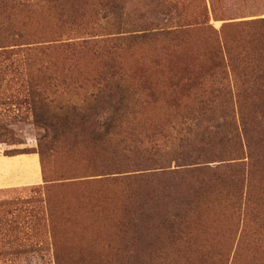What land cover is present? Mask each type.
I'll return each mask as SVG.
<instances>
[{
	"label": "rangeland",
	"instance_id": "374dc122",
	"mask_svg": "<svg viewBox=\"0 0 264 264\" xmlns=\"http://www.w3.org/2000/svg\"><path fill=\"white\" fill-rule=\"evenodd\" d=\"M4 2L10 6L0 14L4 35L42 42L33 45L27 62L0 57V69L12 59L22 69L0 73V97L6 81L13 82L6 94H14L30 74L42 82L53 77L82 107L92 104L80 98L85 91L118 87L113 91H127L123 102L129 111L107 127L109 142L90 139V123L79 117L73 119L76 129L65 126L66 147L45 161L44 175L77 178L53 188L47 205L36 159L0 156V264H264V152L251 155L254 163L246 154L249 168L242 171L211 161L234 152L235 144L196 126L207 123V109L218 115L230 107L229 95L238 108L240 81L250 70L226 56L225 71L207 64L215 48L227 56L245 50L256 57L257 45L246 41L262 30L264 0ZM179 57L183 63L176 64ZM219 73L227 75L228 86L213 77ZM117 100L114 93L100 121L116 105L123 107ZM20 111L0 104L1 142L34 144L42 133ZM246 132L252 146L259 129ZM233 139H240L236 149L245 153L244 136ZM206 158L211 162L197 164ZM113 162L122 173L110 177L136 174V182L105 181L102 168ZM185 162L210 169L180 173ZM168 172L179 174L165 177ZM112 190L130 202L136 216L115 217L106 236L97 219H78L85 206L63 216L65 200L80 194V200L92 201L98 191ZM207 235L209 250L200 245ZM87 238L100 248L98 257L70 250Z\"/></svg>",
	"mask_w": 264,
	"mask_h": 264
},
{
	"label": "trees",
	"instance_id": "16d2710c",
	"mask_svg": "<svg viewBox=\"0 0 264 264\" xmlns=\"http://www.w3.org/2000/svg\"><path fill=\"white\" fill-rule=\"evenodd\" d=\"M9 4L3 3V0H0V14H3L5 11L9 10ZM33 17V15L31 16ZM31 17L29 19H31ZM37 19V18H36ZM65 19V18H64ZM40 23V21H37ZM262 26V30L257 34H252L250 39L246 41L248 44H256L257 52L255 58H250L245 55V50H240L235 54L229 56L222 53L218 48H215L213 54L207 64V67L210 69H219L222 72V69L226 68L227 61L231 59H237L240 61L241 65L250 70V74L246 73L243 75V79L240 81V91L236 95V108L235 103L232 100V96L229 95V104L230 107H227L226 110L222 111L221 114L216 115L214 109L210 108L207 111H210L209 118L207 123L204 125H196L201 127L204 133L208 136L213 135L214 131L216 137L219 136L225 137L226 140H231L235 144L234 152L227 153L223 157L216 156L211 161L222 162V164H227L228 166L242 171L243 169L249 168V164L244 161L245 155L247 154L253 163L255 162V157L251 156L255 152L262 153L263 142H264V18H261L258 21ZM4 26L0 21V57L4 60H9L12 57L21 56L22 60L27 62L29 55H31L36 42H21L20 34L16 35H4ZM43 42H46L45 40ZM24 43L27 45H24ZM40 49H45V45H39ZM32 48V49H31ZM244 55V56H243ZM227 61H226V58ZM177 59V58H176ZM26 62L24 64H26ZM183 63L182 60L177 59L176 64ZM5 70L11 72H21L19 70L18 62L16 59H12L10 63L5 65V67L0 69V73H3ZM225 71V70H224ZM220 85L228 86L227 75L218 74L213 76ZM2 76H0V80ZM56 80L53 77H49L47 81H40L37 78H34L30 74L19 83V89L16 93H9L8 87L12 86L11 80L5 82L7 89L5 88L0 97L1 103H8L15 108L21 109L20 117L22 119H28L31 117V123L36 127L40 128L42 133L35 140L34 144H29L27 142H18L11 141V143H5L0 141V156L3 157H34L40 165V171L43 179V203L46 205L49 204V193L53 188L57 186H63L65 181H68L73 178H77V175H64L60 174L58 177L53 176L50 179H46L44 175V164L46 160L52 159L55 155H61L64 151L65 145V136L67 130L65 126L70 127V130L76 129L78 124L73 122L74 117H79L82 122L86 121L90 123V130L88 132V137L92 140H95L97 137H103L102 141L109 142L111 137L108 135L107 127L110 123L114 122L116 119L122 118L124 116V111H129L126 104H124L123 99L126 97V90H117L115 88H106L104 85H98L90 91H85L80 95L82 100L87 102H92L85 107H82L75 103L70 98L66 97L65 94L59 89ZM117 94L118 100L116 103L123 102V107L119 104L113 107L112 113L104 118L103 121H100V118L103 117V113H107L110 107V104L106 103L112 99V95ZM106 103V104H105ZM243 103H247L250 107H240ZM255 103V105H254ZM254 105V106H253ZM220 112V111H219ZM113 117V118H112ZM250 121V122H248ZM1 122V121H0ZM3 125L4 124H0ZM251 125V126H250ZM258 128L259 132H256L254 136L253 145L251 146V140L247 137L246 132L247 128ZM226 132H225V131ZM238 134L244 136V142L247 143L245 153H240L238 148L240 147V139H233ZM99 141V142H102ZM246 146V145H245ZM210 158H206L205 161L197 163L198 165H203L211 162ZM196 163H182L180 173L188 174L194 171H205L210 168L203 166H195ZM115 165V166H114ZM121 165L118 162H113L112 164L104 165L102 168L101 175H108L105 181L117 182V181H133L136 182V174L129 175L128 177L124 176L123 178H114L110 177L111 174L119 175L122 171L118 168ZM192 166V167H191ZM179 170V169H178ZM176 172H168L165 174V177L178 175ZM176 175V176H177ZM143 178V177H142ZM79 195H76L71 198V200H65L63 204V216H65L64 211L68 210L69 213L76 210L75 207L88 209L85 213L79 212L78 219L90 220L95 218L101 223V227L106 234H109L110 228H113L114 218L119 216H136V210H132V205L126 200L122 199V196L117 193L115 190L112 191H98L94 194V199L91 201L89 199L80 200ZM80 197H84L80 195ZM63 201V199H60ZM42 201V200H41ZM60 204H62L60 202ZM136 207V204H135ZM49 208V205L47 206ZM49 213V212H48ZM210 218L215 221L216 226L219 225V221L215 216H210ZM74 219V220H78ZM86 223V222H85ZM95 225H92V227ZM98 228V227H97ZM210 237L207 235L204 238V241L200 243L201 246L209 250V240ZM89 241V238L85 240V244L82 247H72L70 250L76 254H82L88 258H96L99 256L100 248ZM97 249L96 252L88 251V248Z\"/></svg>",
	"mask_w": 264,
	"mask_h": 264
}]
</instances>
